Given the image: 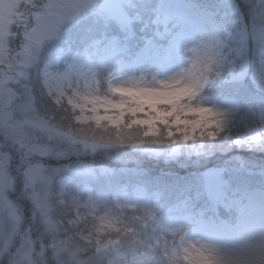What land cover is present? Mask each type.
<instances>
[{
  "label": "clouds",
  "instance_id": "1",
  "mask_svg": "<svg viewBox=\"0 0 264 264\" xmlns=\"http://www.w3.org/2000/svg\"><path fill=\"white\" fill-rule=\"evenodd\" d=\"M219 4L234 7L176 39L169 70L122 71L81 59L108 38L111 5L12 0L9 15L8 0L0 3V264H264V226L231 240L187 226H126L100 239L94 220L76 225L87 208H77L84 197L67 182L73 166L114 155L121 142L222 152L250 139L264 151V0ZM241 5H251L247 19ZM81 28L74 47L66 36ZM257 61L249 102L240 88Z\"/></svg>",
  "mask_w": 264,
  "mask_h": 264
},
{
  "label": "rangeland",
  "instance_id": "2",
  "mask_svg": "<svg viewBox=\"0 0 264 264\" xmlns=\"http://www.w3.org/2000/svg\"><path fill=\"white\" fill-rule=\"evenodd\" d=\"M3 0H0L2 3ZM112 7L108 10L111 29L94 57L82 56L89 63L95 62L104 67L115 63L120 70L136 71L146 67L167 71L177 59L174 42L180 37H187L204 31L209 25L210 13L219 18L220 11H231L234 5H220L221 0H102ZM7 13L12 15L14 9L12 0H8ZM249 6V15L250 8ZM219 10V11H218ZM0 8V17L4 15ZM71 13V10H67ZM242 11V9H241ZM243 12V11H242ZM244 17L247 16L244 12ZM90 22H85L84 27ZM97 33L100 26L96 25ZM83 28L69 32L66 40L74 47L81 43ZM250 54L254 51V42L248 40ZM63 55L56 51L54 57ZM253 62L248 70V77L255 75ZM252 80V79H251ZM230 91V90H229ZM229 91L223 92L227 95ZM240 95L246 101L257 97L250 90ZM121 148L119 152L109 156L125 165L108 166L83 160L70 169L68 183L78 188L84 199L76 201L77 208L86 207L87 211L74 217L76 225L86 220L95 221L94 228L98 238L103 239L107 233H112L126 226L140 227H179L187 226L192 235L209 239L231 240L240 238L248 230L264 226V169H243L247 174H254L247 183L254 186L232 185L226 177L224 166L212 165L201 173V185L189 183L178 191L167 193L162 187L149 186L141 182H119L106 189V178L118 172L119 169H132V161H137V154L148 156H163L174 160H193L207 153L202 145L184 149L179 146H157L145 142L130 143L127 146L114 145ZM239 148L252 147L250 139L241 141ZM195 160V159H194ZM70 163L69 161H65ZM136 169V168H135ZM241 170V169H240ZM97 182L98 185H97ZM245 184V183H244ZM252 185V184H251ZM100 186V187H98ZM174 192V193H173ZM199 200L201 203L196 202ZM106 207L99 211V203ZM233 210L235 221L229 223L219 215L218 209ZM140 209L137 220L133 216L122 221L123 210ZM138 213V212H137ZM122 215V216H121ZM89 226H92L91 224Z\"/></svg>",
  "mask_w": 264,
  "mask_h": 264
},
{
  "label": "trees",
  "instance_id": "3",
  "mask_svg": "<svg viewBox=\"0 0 264 264\" xmlns=\"http://www.w3.org/2000/svg\"><path fill=\"white\" fill-rule=\"evenodd\" d=\"M241 9L247 16L249 15V6L241 5ZM260 71L261 65L255 64L254 77L257 76ZM232 87L234 86L221 87L218 90L220 92H224L230 90ZM248 90H250L253 96L256 95L253 89L252 81L249 78L246 79L245 85L240 88V93H248ZM138 155H140L138 160L131 162V165H133L132 169H119L115 174L106 178H104V176L99 178V182H106L105 186L107 190L118 182L135 181L149 185H163L164 187L187 185L189 182H193V184L199 186L201 184L200 171L208 166L220 164L225 166L227 169L226 176L230 178L232 183L237 182L244 185V183L246 184L248 181L247 177L249 178L251 175L246 174L243 169L247 167L264 168V151H260L253 147L239 148L237 146H233L222 152H212L199 157H193V160L191 161L181 159L178 161L174 159H167L163 156L156 157L137 154V156ZM85 160H90L93 163H101L108 166L122 165L125 167L123 163L110 157H96ZM99 182L96 181L97 185ZM139 211L140 209L123 210L122 221L128 219L131 222L133 220V216L137 220H140L141 218L137 216L140 213ZM220 213L226 217H231L233 215L232 211H226L222 208H220Z\"/></svg>",
  "mask_w": 264,
  "mask_h": 264
},
{
  "label": "snow or ice",
  "instance_id": "4",
  "mask_svg": "<svg viewBox=\"0 0 264 264\" xmlns=\"http://www.w3.org/2000/svg\"><path fill=\"white\" fill-rule=\"evenodd\" d=\"M83 5H74V6H70L68 10L72 11H78L80 7H82ZM117 91H121V89H117Z\"/></svg>",
  "mask_w": 264,
  "mask_h": 264
}]
</instances>
